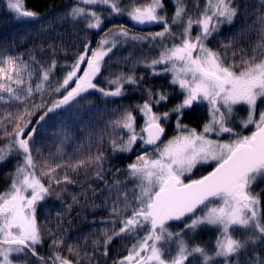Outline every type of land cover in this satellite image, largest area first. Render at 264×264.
Returning <instances> with one entry per match:
<instances>
[{
  "label": "snow or ice",
  "instance_id": "1",
  "mask_svg": "<svg viewBox=\"0 0 264 264\" xmlns=\"http://www.w3.org/2000/svg\"><path fill=\"white\" fill-rule=\"evenodd\" d=\"M170 3L171 15L165 0H73L55 21L70 23L71 33L47 21L41 42L25 53L0 48V164L17 157L0 191V264H99L97 257L105 264H264V0L253 23L218 47L210 42L241 13L236 0ZM6 7L15 21L46 19L26 0ZM123 18L132 27L117 22ZM154 26L161 30H133ZM253 33L251 49L236 48ZM129 44L141 53L118 56ZM114 64L129 70L113 71ZM141 66L151 78L170 77L167 85H151L137 74ZM129 88L140 99L111 109L107 130L95 141L89 133L86 151L81 145L66 154V130L54 153L42 150L52 117L82 111L90 95L107 101ZM168 88H178L179 102ZM194 105L206 108L199 128L184 122ZM105 142L113 155L136 149L124 179ZM198 166L210 170L197 175ZM50 198L64 210L51 227L38 213ZM75 206L106 214L91 241L66 238L65 214ZM117 239L122 253L110 257Z\"/></svg>",
  "mask_w": 264,
  "mask_h": 264
},
{
  "label": "trees",
  "instance_id": "2",
  "mask_svg": "<svg viewBox=\"0 0 264 264\" xmlns=\"http://www.w3.org/2000/svg\"><path fill=\"white\" fill-rule=\"evenodd\" d=\"M73 0H26L27 8L35 10L45 15V21L31 22L27 20L15 21L13 15L8 11L6 7V0H0V48L10 47L11 53H25L29 48L34 45L39 44L41 41L37 39V34L40 29L41 23L47 21H53V26L56 28L57 32L61 33H71L73 31L72 25L70 23H63L61 25L56 21V17L66 10V7L70 5ZM201 4L203 0H200ZM237 4L241 6V13L237 17L235 23L231 26L224 25L220 29L218 36L214 37L210 42V46L218 47V42L220 40H226L229 36H233L240 29L246 25L252 24L256 19L255 10L259 8V0H236ZM165 4L168 7L169 15L172 12V5L170 0H165ZM117 22L127 23L129 27H132L131 23L127 21V18L118 20ZM107 23V22H106ZM110 26V25H109ZM136 32L140 31H159L161 30L158 26L140 29L134 28ZM195 34V33H194ZM90 38L95 40L98 37L94 34H90ZM71 39V38H69ZM82 37H76L77 42L81 40ZM256 39L255 33L251 34L250 38H238L236 48L244 47L246 49H251L254 46V41ZM43 42L46 44L48 42V36L44 35ZM115 51V50H114ZM155 49L149 51L147 46H143V53L146 55H155ZM129 52L134 55H139L141 53L140 47H134L132 44L127 45L125 48L117 52L118 56H126ZM121 69L127 72L128 66L122 64H114L113 71ZM137 74L143 73L146 80H149L150 84L156 85H167L168 78H151L147 72L144 71L143 67H138L136 69ZM107 73H105L106 75ZM168 91L173 93V102H179V91L177 88H168ZM128 95L122 98H114L110 100H103L99 94H93L88 96L86 101H81V105H84L82 111H76L72 109L71 113L66 114L63 119L52 117L50 122L46 125V131L42 137V143L40 144L42 150L47 154L48 152L54 153L56 148L60 145L62 140V133L66 130L70 139L64 143V148L66 154H72L79 146L84 145L85 151L87 150V140L89 138V133L92 134V138L95 141L96 135L107 130L108 121L114 118L111 113V109L120 106H127L134 101L140 99L139 95L134 92L131 88L128 89ZM88 101L92 102V107H88ZM206 112L205 107L199 109L193 107V111L189 112L186 116L184 122L189 124L191 127L199 128L202 126L203 121L199 118ZM79 117V119H76ZM173 128L169 127V135L172 133ZM3 144V141H0ZM105 155L108 157L109 164L112 168L119 167L121 169L117 178L124 179L125 166L131 159H134V153L136 149L134 148L133 154L117 153L113 155L108 149V145L105 142ZM93 150H95V144H93ZM17 162V157H10L6 162L0 164V191H2L8 181L6 180V174L14 170V165ZM210 170L208 167H199L194 170L197 175L200 173H205ZM113 177L108 176V181L111 182ZM261 186H264V182H261ZM131 187V185H129ZM70 192L79 191V188L70 187ZM66 202L71 203L70 198L66 197ZM99 203V201H96ZM83 204V201L81 202ZM57 211L63 212V206L59 200L55 198H50L46 209L40 213L41 222H43L44 216L48 215L51 220V224L54 226L56 223L55 213ZM106 218V214L101 209H96L95 211L91 207L86 206H75L70 216L65 214V220H71V223H65L64 228L67 229L66 238L69 242H78V237H88L89 241L93 238L90 234L98 232L103 225L100 224V220ZM95 221V223H93ZM110 227V225L108 226ZM175 227V226H174ZM211 233H203L204 239H207ZM82 242V241H80ZM124 243L119 239L114 240L110 246L109 256L114 257L117 252L122 253L121 244ZM42 255L48 253L47 242L43 248L39 249ZM99 264H105V261L99 257ZM107 264H111V259L107 261Z\"/></svg>",
  "mask_w": 264,
  "mask_h": 264
},
{
  "label": "rangeland",
  "instance_id": "3",
  "mask_svg": "<svg viewBox=\"0 0 264 264\" xmlns=\"http://www.w3.org/2000/svg\"><path fill=\"white\" fill-rule=\"evenodd\" d=\"M178 89V88H177ZM179 91V90H178ZM241 114H243V113H241Z\"/></svg>",
  "mask_w": 264,
  "mask_h": 264
}]
</instances>
